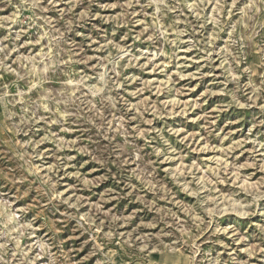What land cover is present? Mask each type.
I'll use <instances>...</instances> for the list:
<instances>
[{
  "label": "rangeland",
  "instance_id": "374dc122",
  "mask_svg": "<svg viewBox=\"0 0 264 264\" xmlns=\"http://www.w3.org/2000/svg\"><path fill=\"white\" fill-rule=\"evenodd\" d=\"M0 264H264V0H0Z\"/></svg>",
  "mask_w": 264,
  "mask_h": 264
}]
</instances>
